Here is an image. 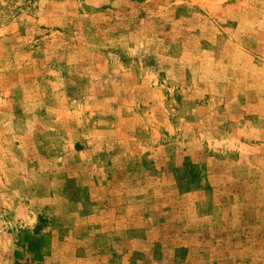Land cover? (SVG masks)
I'll return each mask as SVG.
<instances>
[{
    "label": "rangeland",
    "instance_id": "1",
    "mask_svg": "<svg viewBox=\"0 0 264 264\" xmlns=\"http://www.w3.org/2000/svg\"><path fill=\"white\" fill-rule=\"evenodd\" d=\"M0 264H264V0H0Z\"/></svg>",
    "mask_w": 264,
    "mask_h": 264
}]
</instances>
